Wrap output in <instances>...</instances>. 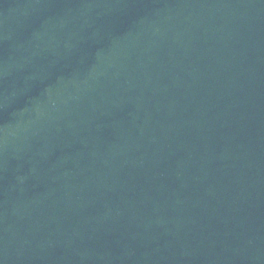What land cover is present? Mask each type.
Here are the masks:
<instances>
[{"label":"water","instance_id":"95a60500","mask_svg":"<svg viewBox=\"0 0 264 264\" xmlns=\"http://www.w3.org/2000/svg\"><path fill=\"white\" fill-rule=\"evenodd\" d=\"M0 264H264V0H168L2 98Z\"/></svg>","mask_w":264,"mask_h":264}]
</instances>
